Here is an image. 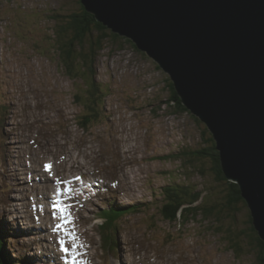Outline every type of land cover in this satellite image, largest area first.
Here are the masks:
<instances>
[{
  "label": "rangeland",
  "instance_id": "1",
  "mask_svg": "<svg viewBox=\"0 0 264 264\" xmlns=\"http://www.w3.org/2000/svg\"><path fill=\"white\" fill-rule=\"evenodd\" d=\"M81 5L80 0H0V222L6 236L18 226L11 234L18 239L9 249L12 256L24 254L21 264H65L62 256L52 255L49 234L52 222L62 223L53 207L59 201L70 214L59 239L68 247L76 235L71 243L88 245L91 264H104L97 214L111 200L114 208L137 204L140 209L119 219L107 264H264L249 228V208L242 203L219 219L199 214L172 223L162 217L166 186L189 184L203 192L205 204L220 201L211 164L189 156L205 147L210 133L202 136L205 124L173 105L168 73L133 41L111 37L106 26L93 68L80 59L89 77L69 75L57 41L75 34L69 23ZM98 35L87 36L84 49ZM91 80L102 90L95 100L98 119L83 129L80 102ZM60 153L76 160L67 167L58 162ZM43 160L51 168L53 163L52 178L42 173ZM74 174L85 177H79L81 183L70 181L64 198L53 178ZM51 183L54 191L43 194L41 188ZM233 241L238 251L231 249Z\"/></svg>",
  "mask_w": 264,
  "mask_h": 264
},
{
  "label": "water",
  "instance_id": "2",
  "mask_svg": "<svg viewBox=\"0 0 264 264\" xmlns=\"http://www.w3.org/2000/svg\"><path fill=\"white\" fill-rule=\"evenodd\" d=\"M168 73L264 240V0H80Z\"/></svg>",
  "mask_w": 264,
  "mask_h": 264
},
{
  "label": "trees",
  "instance_id": "3",
  "mask_svg": "<svg viewBox=\"0 0 264 264\" xmlns=\"http://www.w3.org/2000/svg\"><path fill=\"white\" fill-rule=\"evenodd\" d=\"M71 18L72 21L69 24L71 25V28L75 30V34H73L72 37H68V35L65 34L66 31H64L66 30V27L64 28L63 26L60 31L62 33L64 31L65 37L67 38L64 39V37L60 35L59 40L57 41V50L59 56L62 59L66 72L69 75L74 77L80 74L82 76H85L84 78L87 79L89 76H87V74L82 70L79 63L82 60L83 64L90 63L91 67L93 68L96 52L102 49V40L105 38V31L107 32L108 28H106L102 23L98 22L93 14L87 12L83 5H81V10L77 13H74ZM94 32L99 33L98 37L96 39H93V37H91V39H93V42L91 43L92 45L90 46V48L84 49L83 45L85 43V39L89 35H94ZM109 34L115 39L121 38L116 33L112 32ZM126 40L130 41V39ZM77 65L79 68H77ZM168 84L169 89L173 93V105H177L176 103H178L180 110L190 113L186 109V107L182 105L180 99L178 98L179 96H177V93L173 86V82L169 81ZM100 93H102V90L93 80H91V82H88L87 89L85 91H82L84 100L83 103L81 101L80 104L83 105L84 111L83 116L79 121V126L81 128L85 129L87 126H89V123L91 124V122H93L95 119H98V110L96 108L97 102H95V100L98 98L96 94ZM79 97L80 96H78L77 98ZM81 99L79 98V100ZM207 131L210 133L205 125L202 136H205ZM204 139L206 141L205 147L189 152V156L201 162L208 161L211 164V170L212 174L214 175V180L219 185V187H221L220 201L213 202L210 205L205 204L203 202L205 197L203 192L197 190L196 187L189 184H175L174 187L166 186L162 190L163 203L159 208V211L162 217L168 222H184L188 220L189 217H196L199 214H201L206 219L212 216H215L219 219L220 216L227 212V216L230 217L231 211L234 210L235 207L240 203L248 208L247 203L241 196L238 184L229 181L225 177V174L221 167L219 152L215 147V142L211 133L207 139L206 137ZM107 203L109 207L97 214L98 218L102 220V222L98 226V232L101 238L102 249L105 250V252H103L104 262L107 261V258L109 261V257L111 255L108 250L112 251V247H114L115 241L117 239V231L120 228L118 225V218L120 216L121 218L122 216H126L125 214H129L131 211H139L140 209V205L137 204L123 205L122 207H120V205H117V208H114L111 207L113 204L111 200H109ZM248 220L250 224L249 228L253 234L252 237L255 239V241L258 242L256 247L258 258L261 261H264V240L259 237L258 232L253 225V219L250 210ZM13 244V240H10L9 242V240H7V237L4 236L3 226L0 222V264H21V261L25 256L24 254H21L19 258L17 256L18 259H16V257H13L12 252L9 250L10 248H12ZM231 249H233L234 251L239 250L238 243L236 241L232 242Z\"/></svg>",
  "mask_w": 264,
  "mask_h": 264
},
{
  "label": "bare ground",
  "instance_id": "4",
  "mask_svg": "<svg viewBox=\"0 0 264 264\" xmlns=\"http://www.w3.org/2000/svg\"><path fill=\"white\" fill-rule=\"evenodd\" d=\"M121 36V35H120ZM135 44V43H134ZM136 46V45H135ZM146 53V52H145ZM147 54V53H146ZM158 63V62H157ZM172 81V80H171ZM173 86H174V84H173ZM174 88H175V86H174ZM176 93H177V91H176ZM178 96H179V94H178ZM187 109V108H186ZM188 110V109H187ZM193 114V113H192ZM204 123V122H203ZM205 124V123H204ZM206 125V124H205ZM18 126V125H17ZM207 127V126H206ZM208 128V127H207ZM19 129V128H18ZM38 130V129H37ZM209 130V129H208ZM9 131V130H8ZM16 133V132H15ZM35 133V132H34ZM212 135V134H211ZM16 136V135H15ZM21 139V138H20ZM27 139V138H26ZM29 139H30V137H29ZM19 141V140H18ZM31 141V140H30ZM29 144V143H28ZM31 144V143H30ZM42 144H44V143H42ZM46 147V146H45ZM38 150V149H37ZM37 150H36V153H37ZM54 152V151H53ZM17 154V153H16ZM70 154V153H69ZM19 155V154H18ZM39 155V154H38ZM44 155V154H43ZM47 155H49V154H47ZM57 155V154H56ZM37 156V155H36ZM41 156V155H40ZM40 156H38L39 158H40ZM6 157V156H5ZM18 157V156H17ZM38 157H37V160H38ZM43 157V156H42ZM41 157V158H42ZM52 157H54V156H52ZM22 158H23V156H22ZM25 158V157H24ZM58 162H63L64 164H66V165H68L67 167H69V166H71V162H73L74 160H76L75 158H76V156L75 155H70V156H68L67 154H65V153H63V154H59L58 155ZM46 159H48V161H50L49 160V158H46ZM51 159V158H50ZM53 159V158H52ZM51 159V160H52ZM78 159V158H77ZM36 160V159H35ZM45 160V159H44ZM44 160H43V162L42 163H40L39 165L41 166V171H42V173L43 174H47V176H49L50 178H52L53 176H54V170H55V168H54V166H53V163H52V168L50 169V170H47L46 169V167H45V165H43V164H45L46 163V161L44 162ZM21 161V160H20ZM19 161V162H20ZM41 160H39V162H40ZM47 161V162H48ZM35 162V161H34ZM55 162V161H54ZM31 164H33V163H31ZM55 164V163H54ZM63 164V165H64ZM61 165V164H60ZM59 165V166H60ZM86 166V165H85ZM36 167V166H35ZM57 167V166H56ZM63 167H65V165L63 166ZM73 167H75V166H73ZM82 167V166H81ZM36 168H38V167H36ZM78 168V167H77ZM59 169H60V167H59ZM66 169V168H65ZM64 169V170H65ZM69 169V168H68ZM61 171V170H60ZM68 171V170H67ZM34 172V171H33ZM38 172V171H37ZM63 173H65V172H63ZM62 173V174H63ZM79 173H81V172H79ZM56 174H57V172H56ZM51 175H53L52 177H51ZM43 176V175H42ZM64 175H57V176H55L53 179L54 180H58V182H56V183H60L62 186L60 187V189H59V191H60V193L62 194L61 196H65L66 194H68L67 192H68V190H70V186H71V184H69L70 183V181H72V182H74V183H78L79 182V177L80 178H83V177H85V175L84 174H81V175H79V176H75V174H74V176H70V177H68L66 180L65 179H63L64 177H63ZM40 177V176H39ZM46 177V176H45ZM67 177V176H66ZM33 178V177H32ZM65 181V182H64ZM52 183L54 184V182L52 181ZM46 184V185H44L42 188H41V190L40 191H42V193L44 194V193H51V192H53L54 191V186H53V184ZM65 183V184H64ZM79 183H81V182H79ZM7 184V183H6ZM9 184H11V183H9ZM59 184V185H60ZM73 184V183H72ZM34 185H35V183H34ZM70 185V186H69ZM78 185V184H77ZM74 186V185H73ZM79 186H81V185H79ZM36 188H38V187H36ZM76 188V187H75ZM79 188H81V187H79ZM83 189V188H82ZM57 190V189H56ZM77 191V190H76ZM75 191V192H76ZM79 191V190H78ZM37 192V191H36ZM74 192V191H73ZM72 192V193H73ZM56 194H57V192H56ZM59 194V193H58ZM74 194V193H73ZM77 194V193H76ZM47 195H49V194H47ZM45 196V195H44ZM54 196H55V193H54ZM74 196V195H73ZM71 197V196H70ZM6 198V197H5ZM41 198V197H40ZM61 198V197H60ZM65 198V197H64ZM10 200V199H9ZM40 200V199H39ZM38 203V202H37ZM49 204V203H48ZM4 205V204H3ZM19 206V205H18ZM48 206V205H47ZM46 206V207H47ZM1 211V210H0ZM3 212V211H2ZM28 213V212H27ZM30 213V212H29ZM21 214V213H20ZM11 214H6V216H10ZM32 216V215H31ZM115 216V215H114ZM26 217V216H25ZM7 218V217H6ZM29 218V217H28ZM33 218V217H32ZM115 218V217H114ZM20 219V218H19ZM16 220V219H15ZM28 220H30V219H28ZM49 220V219H48ZM47 220V221H48ZM12 221H14V220H12ZM46 221V222H47ZM60 221V220H59ZM26 222V221H25ZM29 222V221H28ZM10 223V222H9ZM24 223V222H23ZM60 223V222H59ZM30 224V223H29ZM57 224V223H56ZM32 225V224H31ZM45 225V224H44ZM51 225H53V226H51V228H50V230H49V234H50V242L52 243V244H54V254H52L54 257H56V259H58L60 256H62L63 258L66 256V255H71V253H64L62 250H61V244L58 242V239H59V237H61V234H60V232H58V230H54L55 228H56V226H55V222H52L51 223ZM68 225V224H67ZM34 226V225H33ZM6 227V226H5ZM46 227V226H45ZM18 228V226H16L15 225V227H14V229H13V231H15L16 229ZM69 228H70V226H69ZM75 228H77V227H75ZM23 229V228H22ZM49 229V228H48ZM67 229V228H66ZM79 229H81V228H79ZM63 230V229H62ZM65 230V229H64ZM71 230V229H70ZM69 230V231H70ZM73 231H75V230H73ZM76 231H77V229H76ZM23 232V231H22ZM29 232V231H28ZM48 232V231H47ZM65 233H67V232H65ZM28 234V233H27ZM30 234V233H29ZM69 235H70V233H69ZM78 235V234H77ZM82 235V234H81ZM26 236V235H25ZM49 236V235H48ZM76 236V235H75ZM64 237H67V236H64ZM82 237V236H81ZM81 237H79V238H81ZM9 238V237H8ZM17 238V237H16ZM30 239V238H29ZM45 239V238H44ZM71 239H73V237L71 238ZM70 239V242L68 243V242H66V244L68 243V248H70V249H72L73 248V245H75L76 247H75V249H74V251L78 254L77 255V260L78 261H81V262H83V264H91V259L90 260H88L89 259V257L87 256V252H86V250L87 249H85V248H87L86 246H88V245H86L85 244V246L82 244V243H80L79 241H81V240H79L78 242L79 243H76V244H74V243H71L73 240H71ZM78 239V238H77ZM26 240V239H25ZM60 240V239H59ZM65 240V239H64ZM87 240V239H86ZM66 241V240H65ZM74 241H76V239L74 240ZM73 241V242H74ZM85 241V240H84ZM23 242V241H22ZM86 242V241H85ZM29 244V243H28ZM47 244V243H46ZM59 244V245H58ZM19 245V244H18ZM55 245H56V247H55ZM11 246V245H10ZM50 246H51V244H50ZM13 247H15V246H13ZM48 247V246H47ZM67 247V246H66ZM2 248V247H1ZM92 248V247H91ZM27 249V248H26ZM60 250V252H62V255L60 254H58L59 252V250ZM3 250V249H2ZM6 250V249H5ZM50 250V249H49ZM38 251V250H37ZM58 252V253H57ZM89 252V251H88ZM2 253V252H1ZM5 253V252H4ZM13 253V252H12ZM13 254H15V253H13ZM47 254V253H46ZM92 255V254H91ZM25 256V255H24ZM29 256V255H28ZM42 256V255H41ZM90 256V255H89ZM92 257V256H91ZM149 257V256H148ZM19 258V257H18ZM27 258V257H26ZM61 258V257H60ZM59 258V259H60ZM152 258V257H151ZM147 259V258H146ZM8 260V259H7ZM17 261V260H16ZM58 262V261H57ZM93 262V261H92ZM52 263V262H51ZM64 263V262H63ZM62 263V264H63ZM123 262L121 261V264H122ZM139 263V262H138ZM16 264V263H15ZM93 264H95V263H93Z\"/></svg>",
  "mask_w": 264,
  "mask_h": 264
},
{
  "label": "snow or ice",
  "instance_id": "5",
  "mask_svg": "<svg viewBox=\"0 0 264 264\" xmlns=\"http://www.w3.org/2000/svg\"><path fill=\"white\" fill-rule=\"evenodd\" d=\"M47 170L51 169V165H46L45 166ZM54 208L58 209L60 211V213L62 214V223L57 224L56 228L54 230H61L64 228V224L69 223L70 221L68 219H66V217H68L70 214L67 211V208L65 206H62L59 201H57L54 205ZM53 215H55V213H53ZM73 235V239H75L74 234ZM60 244H61V250L64 253H71V255H66L64 257L65 259V264H83V262L78 261L77 260V253L74 251L75 249V245H73V248L70 249L68 247L65 246V241L63 239L60 240Z\"/></svg>",
  "mask_w": 264,
  "mask_h": 264
},
{
  "label": "clouds",
  "instance_id": "6",
  "mask_svg": "<svg viewBox=\"0 0 264 264\" xmlns=\"http://www.w3.org/2000/svg\"><path fill=\"white\" fill-rule=\"evenodd\" d=\"M81 3V2H80ZM128 39V38H127ZM214 140V139H213ZM121 218V217H120ZM118 220H119V218H118ZM102 222V221H101ZM5 232H6V230L3 228V234H4V236H6L5 235ZM14 231H12L11 233L10 232H8V233H10V236L8 235V236H6L7 238L8 237H10L9 238V240H13L14 241V244H13V246L18 242V239L15 237V236H11V234L13 233ZM100 236V235H99ZM12 246V247H13ZM16 259H18L17 258V256H16ZM107 261H108V258H107ZM107 261L106 262H104V259H103V262H104V264H107ZM25 264H28L27 262L25 263Z\"/></svg>",
  "mask_w": 264,
  "mask_h": 264
}]
</instances>
